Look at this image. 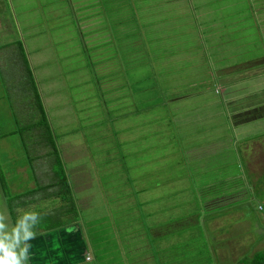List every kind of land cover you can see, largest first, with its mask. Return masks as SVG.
I'll return each instance as SVG.
<instances>
[{
    "label": "rangeland",
    "instance_id": "374dc122",
    "mask_svg": "<svg viewBox=\"0 0 264 264\" xmlns=\"http://www.w3.org/2000/svg\"><path fill=\"white\" fill-rule=\"evenodd\" d=\"M1 7L14 40L0 47V133L19 131L0 161L14 191L34 187L11 196L14 218L75 227L91 264H243L264 250V0ZM38 82L65 113L46 117L50 134L33 125Z\"/></svg>",
    "mask_w": 264,
    "mask_h": 264
},
{
    "label": "crops",
    "instance_id": "0c3cea01",
    "mask_svg": "<svg viewBox=\"0 0 264 264\" xmlns=\"http://www.w3.org/2000/svg\"><path fill=\"white\" fill-rule=\"evenodd\" d=\"M3 0H0V47L8 45V43L13 42L14 40V33L12 29V23L10 24L9 27V18L8 15L6 14L5 8L1 7V2ZM8 29V32H7ZM13 33V34H12ZM26 60V58H25ZM28 62V61H26ZM35 76V75H34ZM36 77V76H35ZM37 98H38V111L40 118L35 117L33 120H38V119H44L45 122L47 123V119L52 120L55 123H57V119L60 117H63L65 113L60 114V109L57 107H54L53 104L51 103V98H54L56 96H52L56 93L55 86L52 85L50 82L45 83V86L42 88L40 82H38V87H37ZM52 88V89H51ZM2 90L0 87V101L2 98ZM40 99V101H39ZM47 117V119H46ZM43 120V121H44ZM2 123V122H1ZM0 123V124H1ZM58 124V123H57ZM11 125V124H10ZM2 126H4L2 124ZM48 129L49 125L47 123ZM17 130L15 128H9L5 126L2 129V132L0 133V141L4 140V138L7 136L8 140H14V137L17 136ZM8 144V143H5ZM16 151V150H15ZM13 154V153H12ZM11 154V155H12ZM24 156L25 152L23 151ZM33 155L34 161L30 160L29 157H27V165L28 169L32 170L31 172L34 173L35 171L42 172L40 170V164L41 162L40 159H42V155ZM16 155H13V163L17 161L19 158H24V156L21 157V153L19 151H16ZM35 160H38V162H35ZM32 162H33V167H32ZM4 165V166H3ZM16 171L14 173H19L22 174V164H15ZM31 165V167H30ZM49 164H47L48 166ZM51 172L50 165L48 166ZM20 168V170L17 172V170ZM46 169V168H45ZM26 171V168L24 172ZM47 171V170H46ZM44 171V173H49ZM6 173H8V169L5 168V164H3L2 161H0V203H2L5 207L8 213H10L11 216V222L15 223V218L14 215H16V211L14 210L15 206L13 203L10 202V199H12L14 196L16 198L24 196V193L28 190L30 191L34 187L29 185V188L24 189L22 191H14V182L11 183L7 180L6 178ZM34 186L36 185V180L33 181ZM51 183V182H50ZM11 184V191L9 190V186ZM47 185V184H46ZM11 196H13L11 198ZM24 203V202H23ZM22 202H20V205ZM24 205V204H23ZM18 206V205H17ZM14 207V208H13ZM72 228L71 226L63 225L60 227H54L51 226L49 228H42L40 230H37L38 232H43L46 233V235H38L35 240L31 241L33 247H32V255H31V260L29 264H84V255L86 252L89 250H86L83 254V250H78L76 252V255H74L75 251V245L73 240H72V232L69 233L68 230ZM71 242L72 244H70ZM90 252V251H89ZM91 253V252H90ZM92 255V254H91ZM93 256V255H92Z\"/></svg>",
    "mask_w": 264,
    "mask_h": 264
},
{
    "label": "clouds",
    "instance_id": "9594fccd",
    "mask_svg": "<svg viewBox=\"0 0 264 264\" xmlns=\"http://www.w3.org/2000/svg\"><path fill=\"white\" fill-rule=\"evenodd\" d=\"M41 214L34 210H18L15 223L11 222L10 213L0 203V264H29L32 255V243L38 235L37 228L42 222ZM75 227L68 230L75 231ZM84 264H91V253L84 255Z\"/></svg>",
    "mask_w": 264,
    "mask_h": 264
},
{
    "label": "trees",
    "instance_id": "16d2710c",
    "mask_svg": "<svg viewBox=\"0 0 264 264\" xmlns=\"http://www.w3.org/2000/svg\"><path fill=\"white\" fill-rule=\"evenodd\" d=\"M44 120V119H43ZM40 121H42V119H38V120H35V121H33V125H34V127L37 125V123L38 122H40ZM42 124V123H41ZM43 124L44 125H46L47 126V123L45 122V121H43ZM27 125V124H26ZM30 125V124H29ZM29 125H27L26 127H29ZM25 127V126H24ZM17 130L19 131V129L17 128ZM47 132L50 134V132H49V129H48V126H47ZM20 136H21V134H20ZM22 137V136H21ZM37 137H39V138H37L36 140H34V142L33 143H36L37 141L39 142H41V140L42 139H40V137H41V135H39L38 134V136ZM22 140H23V138H22ZM29 143V142H28ZM33 143L32 142H30V145L28 144H26L25 146H24V149H25V152H26V154L28 155V157H29V159L30 160H32V158H33V155H35V156H37V155H41V154H38V153H34V154H32V155H30L31 154V151H29L31 148H33L34 146H33ZM24 145V144H23ZM47 153V152H46ZM59 159H57L56 158V160H55V162L54 163H58L59 164ZM49 165H50V168H52V161L49 163ZM57 176V175H56ZM57 179V178H56ZM62 179V178H61ZM57 181H60L59 179H57ZM60 182H62V183H64L65 184V180L64 179H62ZM212 216V215H211ZM215 219V217H212V220H214ZM15 220H16V218H15ZM14 220V221H15ZM243 264H263L264 263V250H261V251H257V252H255L254 253V255H252V257H250V258H243L242 259V261H241Z\"/></svg>",
    "mask_w": 264,
    "mask_h": 264
}]
</instances>
